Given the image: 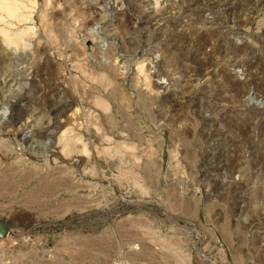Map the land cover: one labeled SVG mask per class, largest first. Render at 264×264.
I'll return each mask as SVG.
<instances>
[{
  "label": "rangeland",
  "instance_id": "374dc122",
  "mask_svg": "<svg viewBox=\"0 0 264 264\" xmlns=\"http://www.w3.org/2000/svg\"><path fill=\"white\" fill-rule=\"evenodd\" d=\"M0 264H264V0H0Z\"/></svg>",
  "mask_w": 264,
  "mask_h": 264
},
{
  "label": "water",
  "instance_id": "95a60500",
  "mask_svg": "<svg viewBox=\"0 0 264 264\" xmlns=\"http://www.w3.org/2000/svg\"><path fill=\"white\" fill-rule=\"evenodd\" d=\"M1 231L3 234H6L8 230H7V228L3 227Z\"/></svg>",
  "mask_w": 264,
  "mask_h": 264
}]
</instances>
